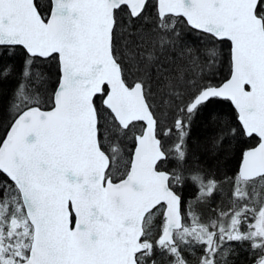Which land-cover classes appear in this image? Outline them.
Listing matches in <instances>:
<instances>
[{
	"label": "snow or ice",
	"instance_id": "6c2138e0",
	"mask_svg": "<svg viewBox=\"0 0 264 264\" xmlns=\"http://www.w3.org/2000/svg\"><path fill=\"white\" fill-rule=\"evenodd\" d=\"M49 7L45 17L34 0H0V56L22 61L0 140V264H229L237 244L264 264V0H157L154 16L144 15L148 0ZM180 26L210 43L207 64L182 46ZM216 41L230 42V78L219 87L198 80L220 56ZM53 61L55 83L37 67ZM13 68L0 66V81ZM157 94L163 115L175 109L167 149ZM213 98L231 102L237 123L222 120L212 148L228 141L239 167L228 178L232 208L205 222L198 206L219 182L184 169L192 118ZM135 122L144 127L130 137ZM128 138L135 151L120 173ZM170 156L174 170H159ZM185 181L197 196L182 213L174 188Z\"/></svg>",
	"mask_w": 264,
	"mask_h": 264
},
{
	"label": "trees",
	"instance_id": "16d2710c",
	"mask_svg": "<svg viewBox=\"0 0 264 264\" xmlns=\"http://www.w3.org/2000/svg\"><path fill=\"white\" fill-rule=\"evenodd\" d=\"M36 4L38 5V10L40 11L41 15L46 17L47 12L45 4L42 6H40L38 2H36ZM144 15H155L154 3L152 1L148 3V7ZM178 30L181 31V36L179 39L182 42V46L187 45L190 47L192 49V57H199L203 64H207L208 58L204 53L205 49L210 46V43L204 40L203 36L194 30L187 29L184 26H180ZM215 46L220 53L217 62L211 68H204L202 75L198 77V80H200L202 83L212 86L220 85L222 82L228 79L230 75L229 43L216 41ZM186 61L187 57L184 61L180 62L186 63ZM6 64H12L14 65V68L12 75L7 80L0 81V93H2V96H0V104H2V107H0V135L8 126L7 123L9 121V117L6 111L7 102L12 94V90L16 87V76L20 71L22 61L18 56H0V66ZM37 67L50 76L52 83L56 82L58 77V69L57 63L55 61L51 62L50 64L37 65ZM153 91L155 92V88H153ZM154 101L156 107H154L152 110L156 115L158 125L160 126L161 120H167V129L171 128L170 135L173 140H176L177 132L174 127V120L176 118L175 109L169 110L167 116H165L163 115L164 109L160 106L161 98L159 94L154 97ZM176 103L179 104V101ZM209 112L219 117L217 122L214 123L208 118ZM235 115V112L228 102L213 99L202 111L193 116L191 121L190 137L187 140L189 151L184 171L187 173L189 170L198 168L206 175V177H214L215 180L219 182L217 190L203 204L206 207H203L205 211L208 210L207 207L210 208L208 212L210 214V218H213L214 212L219 209V206L230 202L231 199H233V192L231 193V190L234 189V186L232 180L228 178L234 176V172L239 166L238 152L228 150V141L224 142L223 148L214 151L212 148V141L219 132L222 120H230L233 123H237L235 120ZM141 131L142 125L136 123L134 132L130 134V137L134 134H140ZM133 147V138H128L124 141V162L120 166V173H122L125 168H129ZM120 173L113 174L112 178L114 181L119 180ZM6 179V177L0 174V180ZM179 186L181 189V194L179 195L183 205L187 200L193 199L194 196L197 195V188L193 186L190 181H185L183 185ZM262 195H264V193H262ZM230 206L231 205H229V207ZM231 208L227 207L226 209L228 211ZM161 221L162 217L157 215L154 220V227L157 228L158 223H161ZM245 247H247V245L244 247H241L238 244L235 245V251L228 257L229 264H252V258L250 257L249 252L245 251ZM198 252L199 250H197V253ZM189 259H191L190 256Z\"/></svg>",
	"mask_w": 264,
	"mask_h": 264
},
{
	"label": "flooded vegetation",
	"instance_id": "af4514ba",
	"mask_svg": "<svg viewBox=\"0 0 264 264\" xmlns=\"http://www.w3.org/2000/svg\"><path fill=\"white\" fill-rule=\"evenodd\" d=\"M153 2L154 3V8H155V5H156V0H148V3L149 2ZM36 2H38V4L40 5V6H42V5H44L45 4V6H46V12H47V16L49 15V13H50V7H49V4H50V0H35V3ZM218 86V85H217ZM213 99H215V100H222V101H226V100H223V99H219V98H213ZM212 99V100H213ZM226 102H228V101H226ZM229 104H230V102H228ZM231 105V104H230ZM231 107H232V109H233V111L235 112V110H234V108H233V106L231 105ZM8 125H9V121H8V123H7ZM7 130H8V126H7V128L5 129V131H3V133L0 135V140H2L3 138H4V136H5V134H6V132H7ZM168 129H167V127L166 126H157V137L161 140V142H162V144H163V146H164V148L165 149H167L168 147H170L171 145H173L175 142H176V140H173V138L171 137V135H164V133L167 131ZM134 146H135V142H134ZM133 149H134V147H133ZM132 153H133V150H132ZM131 156H132V154H131ZM130 161H131V158H130ZM175 163V161L172 159V157L170 156L169 158H168V160H167V162H165V163H162V164H160L159 165V170H161V171H167V172H169V173H171L173 170L171 169V163ZM129 166H130V162H129ZM239 167V166H238ZM238 167H237V169L235 170V172H234V174L238 171ZM181 189H180V186L179 185H176L175 186V189H174V191L179 195L180 193H179V191H180ZM180 196V195H179ZM182 213H183V211H182Z\"/></svg>",
	"mask_w": 264,
	"mask_h": 264
},
{
	"label": "rangeland",
	"instance_id": "374dc122",
	"mask_svg": "<svg viewBox=\"0 0 264 264\" xmlns=\"http://www.w3.org/2000/svg\"><path fill=\"white\" fill-rule=\"evenodd\" d=\"M233 190L234 189H232L231 190V193L233 192ZM197 196V195H196ZM196 196H194V197H196ZM218 197H220V196H218ZM219 199V198H218ZM189 200H193V199H189ZM189 200H187L186 202H185V206L189 203ZM190 201V202H191ZM232 203H233V199H231V201L230 202H227V203H225V204H222L221 206H219V209H217L215 212H214V215H213V218H215V217H217V215H218V212L220 211V210H225V211H227V207L228 208H231L232 207ZM204 203H201L199 206H198V211H199V213L201 214V218H202V220L203 221H205V222H207L209 219H210V214L208 213L209 212V207H207V209L208 210H204V208L203 207H205L204 205H203ZM229 205H231L230 207H229ZM185 206H184V210H185ZM209 206V205H208ZM206 208V207H205ZM207 213V214H206ZM161 223H158V225H157V228H153L154 229V231H153V238H158V235H159V225H160ZM157 229V230H156ZM156 230V231H155Z\"/></svg>",
	"mask_w": 264,
	"mask_h": 264
},
{
	"label": "bare ground",
	"instance_id": "6f19581e",
	"mask_svg": "<svg viewBox=\"0 0 264 264\" xmlns=\"http://www.w3.org/2000/svg\"><path fill=\"white\" fill-rule=\"evenodd\" d=\"M167 121V120H166ZM166 121H164V119L163 120H161V126H166L167 127V122ZM174 167H175V163L173 162V163H171V169L172 170H174ZM180 194H181V190H180ZM191 200H189V202H190ZM184 206H185V204L183 205V203H182V211L184 212L185 210H184Z\"/></svg>",
	"mask_w": 264,
	"mask_h": 264
},
{
	"label": "water",
	"instance_id": "95a60500",
	"mask_svg": "<svg viewBox=\"0 0 264 264\" xmlns=\"http://www.w3.org/2000/svg\"><path fill=\"white\" fill-rule=\"evenodd\" d=\"M156 2H157V0H156ZM34 3H35V0H34ZM49 15H50V13H49ZM194 31H196V30H194ZM228 43H229V45H230V42H228ZM229 78H230V76H229ZM229 78H228V79H229ZM225 82H226V81H225ZM222 84H223V83H222ZM222 84H221V85H222ZM221 85H220V86H221ZM219 99H221V98H219ZM223 100H224V99H223ZM226 101H227V100H226ZM228 102H230V101H228ZM230 104H231V102H230ZM231 105H232V104H231ZM233 108H234V106H233ZM234 110H235V109H234ZM135 123H141V124L143 125V122H135ZM143 127H144V125H143ZM5 136H6V134H5ZM5 136H4V137H5ZM134 151H135V146H134V149H133L132 156L134 155ZM132 156H131V158H132ZM129 168H130V166H129ZM9 182H10V181H9ZM117 182H119V181H117Z\"/></svg>",
	"mask_w": 264,
	"mask_h": 264
}]
</instances>
